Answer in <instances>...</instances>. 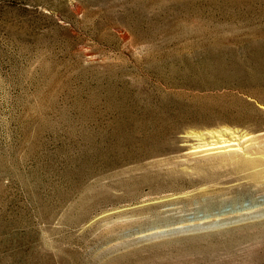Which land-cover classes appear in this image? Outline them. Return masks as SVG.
<instances>
[{
	"label": "rangeland",
	"instance_id": "rangeland-1",
	"mask_svg": "<svg viewBox=\"0 0 264 264\" xmlns=\"http://www.w3.org/2000/svg\"><path fill=\"white\" fill-rule=\"evenodd\" d=\"M0 264H264V0H0Z\"/></svg>",
	"mask_w": 264,
	"mask_h": 264
},
{
	"label": "bare ground",
	"instance_id": "bare-ground-1",
	"mask_svg": "<svg viewBox=\"0 0 264 264\" xmlns=\"http://www.w3.org/2000/svg\"><path fill=\"white\" fill-rule=\"evenodd\" d=\"M227 144H229V143H227ZM210 146V145H209ZM212 146V145H211ZM204 147H202V148H200L201 150L203 149ZM205 148H207V147H205Z\"/></svg>",
	"mask_w": 264,
	"mask_h": 264
}]
</instances>
